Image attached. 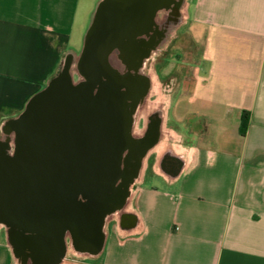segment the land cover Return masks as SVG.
I'll use <instances>...</instances> for the list:
<instances>
[{"label":"crops","instance_id":"0c3cea01","mask_svg":"<svg viewBox=\"0 0 264 264\" xmlns=\"http://www.w3.org/2000/svg\"><path fill=\"white\" fill-rule=\"evenodd\" d=\"M97 2L0 0V123L79 52ZM183 25L195 78L167 89L166 114L181 163L169 172L153 151L102 254L64 264H264V0H188ZM2 237L0 264H14Z\"/></svg>","mask_w":264,"mask_h":264},{"label":"water","instance_id":"95a60500","mask_svg":"<svg viewBox=\"0 0 264 264\" xmlns=\"http://www.w3.org/2000/svg\"><path fill=\"white\" fill-rule=\"evenodd\" d=\"M188 0H98L78 53L0 123V231L14 264L98 258L150 154L166 148L168 98L152 64Z\"/></svg>","mask_w":264,"mask_h":264},{"label":"rangeland","instance_id":"374dc122","mask_svg":"<svg viewBox=\"0 0 264 264\" xmlns=\"http://www.w3.org/2000/svg\"><path fill=\"white\" fill-rule=\"evenodd\" d=\"M96 6V4H95ZM94 6V8H95ZM94 9L89 15V21L91 18V14L93 13ZM88 21V24H89ZM185 30V25L179 28V30L176 33V36L174 39L170 42L166 49V53L163 55L162 59L157 60L155 63L152 64V68L156 72V84H157V90L154 93L153 96H151L150 101L155 102L159 97H166L169 101V92L172 91V89H176L179 84L182 82L183 78L193 80L195 77V69H196V62L197 57L194 53H196V46L198 43L193 42V40L185 39L183 42V39H178L181 35V33ZM184 38V37H183ZM189 40L191 41L189 43ZM184 45V51L191 50L187 54V57L184 58V51L181 55H175L174 51H172L170 48L173 45H177V43ZM83 42V38H82ZM76 49H80L78 46ZM80 51V50H79ZM178 53V52H176ZM189 61V64H186ZM186 64V65H185ZM167 89H170L169 92ZM168 104V103H167ZM167 116V115H166ZM165 129L167 130V125L165 124ZM147 179H149V175L147 176ZM3 232V231H2ZM2 241L5 242V237H2Z\"/></svg>","mask_w":264,"mask_h":264},{"label":"flooded vegetation","instance_id":"af4514ba","mask_svg":"<svg viewBox=\"0 0 264 264\" xmlns=\"http://www.w3.org/2000/svg\"><path fill=\"white\" fill-rule=\"evenodd\" d=\"M168 147L169 145H167L166 148H164V152L162 154L161 161H160V166L169 172H173L175 171V169L179 166L181 162H180L179 156L174 155L169 150ZM123 220L125 221V218ZM112 222L113 221H110V223Z\"/></svg>","mask_w":264,"mask_h":264},{"label":"trees","instance_id":"16d2710c","mask_svg":"<svg viewBox=\"0 0 264 264\" xmlns=\"http://www.w3.org/2000/svg\"><path fill=\"white\" fill-rule=\"evenodd\" d=\"M245 122H246V118H244V124H245Z\"/></svg>","mask_w":264,"mask_h":264}]
</instances>
